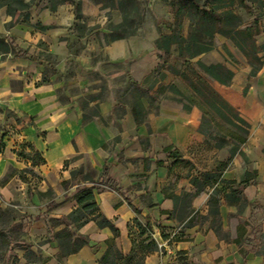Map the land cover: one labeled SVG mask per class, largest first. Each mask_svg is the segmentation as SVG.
<instances>
[{
	"label": "crops",
	"instance_id": "1",
	"mask_svg": "<svg viewBox=\"0 0 264 264\" xmlns=\"http://www.w3.org/2000/svg\"><path fill=\"white\" fill-rule=\"evenodd\" d=\"M81 10L77 17L71 4L52 8L41 0L29 17L13 18L0 5V46L26 54L0 49V217L13 207L11 227L23 223L24 232L12 238L6 263L101 264L115 244L123 256L134 255L131 264L140 257L142 264H264L252 250L264 234V64L254 75L249 64L228 67L230 86L210 84L251 126L231 158L201 134L198 105L160 100L180 76L159 74L160 36L114 40L119 9L84 0ZM260 26L262 46L264 8ZM259 57L264 61V51ZM80 168L89 182L108 177L118 188L99 185L95 197L120 235L88 222L76 232L88 243L65 257L57 235L79 207L76 195L86 184L72 172ZM239 189L245 204L236 200ZM189 221L194 225L180 242L167 243L164 256L145 250L149 235L159 244Z\"/></svg>",
	"mask_w": 264,
	"mask_h": 264
},
{
	"label": "trees",
	"instance_id": "2",
	"mask_svg": "<svg viewBox=\"0 0 264 264\" xmlns=\"http://www.w3.org/2000/svg\"><path fill=\"white\" fill-rule=\"evenodd\" d=\"M11 0H0V5L7 7V12L9 16L14 18L15 12L12 10ZM72 0L63 2L54 3V0H49L50 6L56 8L60 4H71L76 10L77 17L81 16V4H73ZM232 2H237L238 5L248 10L250 7L253 8V20L245 24L241 19L240 15L235 12H222L217 10L214 7H207L198 4L197 0H175L172 2L173 9L175 10L176 21L187 20L190 23V33L189 37H184L174 32L171 35H161V37L156 41V48L161 52V66L159 68V74L166 67V62L174 58V52L176 51L175 47L178 46L179 56L184 58L185 61H190L191 58L196 56L208 53L213 50L212 46V37L215 34H221L227 39L234 42L236 48L246 57L247 62L253 66L254 75L259 71L264 64V61L261 60L259 54L264 51V45L257 44V38L260 36L261 26L260 18L263 13L264 1L263 0H231ZM231 2V3H232ZM260 5L259 8H256L257 5ZM123 14V21L118 27L113 30L112 38L118 40V38H127L135 35V33L128 34V20L125 17V14L122 9H119ZM29 16L25 15L27 18ZM207 39V40H205ZM1 50L5 52H12V55H26L23 51L15 49L13 46L2 45L0 46ZM201 71L204 75L209 76L214 79L216 82L221 83L225 86H230L234 80V74L231 72L223 63H211L204 64L201 61L198 62ZM174 74H180L189 82L190 89V101L188 104H196L203 111L202 124L200 127V132L203 136L208 138L213 144L214 147L218 150L226 148L229 151V154L232 157L236 156L239 152L241 145L247 142L249 138L250 125L243 120L240 116V113L236 108L231 106L221 95L215 92L211 86L205 83L201 78H192L177 70H171ZM132 85L136 87L138 84L133 82ZM156 101V98H153V102ZM186 109H191V107L184 106ZM4 136L0 138V153L4 149L3 144ZM34 157H38L41 162L44 160L41 156L34 151ZM84 170L82 168L72 172V178L74 180H82L86 185L79 187L76 200L78 202V208L73 211L68 217L62 220L63 223H66L68 226L65 231L57 235L60 247V254L62 256L76 253L80 248L88 243L82 235H78L76 232L80 230L83 225L88 222L95 221V223L101 229H111L115 237L120 235L119 230L113 225V222L110 219H107L99 209L95 197V190H102L99 185H102L106 188H112L118 191V188L111 181V178L101 179L99 181H88V176L82 177ZM65 187L68 188L70 183L69 181L63 182ZM92 186H87L90 184ZM237 197L236 200L239 203L245 204L246 200L243 197L241 190L235 192ZM139 210H137L138 212ZM15 212V211H13ZM12 211L9 209L2 213L0 217V261L3 264H7V253L12 244V238L15 237L17 240H21L23 237V223H17L15 229L11 227L13 221L17 220ZM17 214V213H16ZM184 214H188V211L185 210ZM11 215V216H10ZM212 218L214 219V230L216 233L221 236L218 229L219 220L217 219L218 208H213L211 210ZM7 218H10V224L6 225ZM193 221H189L186 226L182 227L180 232L174 237V241L180 242L184 237V230L187 227L193 226ZM71 226L74 227V230L71 229ZM12 232V235L8 232ZM145 233V231H144ZM260 235V243L253 247L254 252L259 253L264 257V234L258 232ZM169 235L162 234V238L167 240ZM149 241L145 246V250L148 252H153L158 250V244L154 238H151L150 235L147 237ZM21 248L28 249L27 246L23 245ZM143 257H140L136 264H142ZM134 261V255L123 256L117 250L115 244L109 247V250L106 252V255L102 258L101 264H131ZM16 262L14 261V264Z\"/></svg>",
	"mask_w": 264,
	"mask_h": 264
},
{
	"label": "rangeland",
	"instance_id": "3",
	"mask_svg": "<svg viewBox=\"0 0 264 264\" xmlns=\"http://www.w3.org/2000/svg\"><path fill=\"white\" fill-rule=\"evenodd\" d=\"M41 0H11L12 10L15 12L14 18L25 17L31 6H35ZM63 2L69 0H61ZM93 4L99 5L107 9H122L125 17L128 20V34L141 33L144 35H171L175 31L179 35L189 37L190 23L189 21L181 20L176 21L175 10L173 9L172 2L175 0H89ZM59 0H54V3ZM73 4H83L84 0H72ZM198 4L207 7H214L222 12H235L240 15L241 19L245 24L253 20V8L245 10L241 8L237 2L231 0H197ZM232 2V3H231ZM258 4L256 8H259ZM18 15V16H17ZM260 15H263L261 12ZM222 38L227 39L221 34H215L211 41L213 50L191 58L190 61H185L184 58L179 56L178 46L175 47L176 51L173 53L174 58L166 62L164 70L173 73L171 70L183 71L185 74L192 78H201L209 86L215 80L207 75H204L198 64L201 61L204 64L218 63L217 61L222 60L223 64L228 68H244L245 64H249L252 68L251 74L253 73V66L247 62L246 57L235 47L234 42L227 39L226 42L222 43ZM207 40V39H205ZM208 41V40H207ZM237 49V52H236ZM243 57H245L246 62ZM200 59L199 61H194ZM176 82L172 85H167L161 101L169 104H180L187 106L190 101V93H188L189 82L184 76H178ZM178 88V90H176ZM159 99H156L157 102ZM10 211H15L13 207L9 208ZM15 213V212H13ZM17 216V214H14ZM11 216V215H10ZM18 217V216H17ZM10 218H7L6 225L10 224Z\"/></svg>",
	"mask_w": 264,
	"mask_h": 264
},
{
	"label": "built area",
	"instance_id": "4",
	"mask_svg": "<svg viewBox=\"0 0 264 264\" xmlns=\"http://www.w3.org/2000/svg\"><path fill=\"white\" fill-rule=\"evenodd\" d=\"M180 232H174L173 234L169 235V237L167 238V240L162 241L161 243L158 244V250L157 252L161 255L164 256L166 254L165 249H166V245L168 242L170 241H174V237L176 236V234H178ZM152 238H155V234H152ZM167 264H171V263H167Z\"/></svg>",
	"mask_w": 264,
	"mask_h": 264
}]
</instances>
